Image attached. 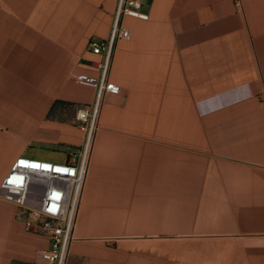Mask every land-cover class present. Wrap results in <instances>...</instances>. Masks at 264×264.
I'll return each instance as SVG.
<instances>
[{"label": "crops", "instance_id": "obj_1", "mask_svg": "<svg viewBox=\"0 0 264 264\" xmlns=\"http://www.w3.org/2000/svg\"><path fill=\"white\" fill-rule=\"evenodd\" d=\"M125 16L67 264H264V0H140ZM118 0H0V188L21 157L75 158L92 40ZM67 154L53 157L46 150ZM0 197V264L49 239Z\"/></svg>", "mask_w": 264, "mask_h": 264}, {"label": "built area", "instance_id": "obj_2", "mask_svg": "<svg viewBox=\"0 0 264 264\" xmlns=\"http://www.w3.org/2000/svg\"><path fill=\"white\" fill-rule=\"evenodd\" d=\"M148 19L140 0H118L111 32L106 40H92L89 48L102 59L95 63L98 75L78 74L75 79L96 89L90 108L77 112L87 132L83 150L73 159L53 162L30 157L17 159L4 178L0 197L13 202L26 214L28 230L45 235L50 245L40 252L46 264H67L82 194L90 164V154L99 119L108 94H119L121 87L112 81L111 71L120 39H130L131 31L123 18Z\"/></svg>", "mask_w": 264, "mask_h": 264}, {"label": "rangeland", "instance_id": "obj_3", "mask_svg": "<svg viewBox=\"0 0 264 264\" xmlns=\"http://www.w3.org/2000/svg\"><path fill=\"white\" fill-rule=\"evenodd\" d=\"M45 152H48L53 157L65 156L67 154L64 150H60V149H55V150L50 149V150H46Z\"/></svg>", "mask_w": 264, "mask_h": 264}]
</instances>
